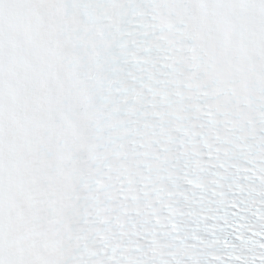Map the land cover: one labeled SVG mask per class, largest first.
Returning a JSON list of instances; mask_svg holds the SVG:
<instances>
[{"label": "snow or ice", "instance_id": "snow-or-ice-1", "mask_svg": "<svg viewBox=\"0 0 264 264\" xmlns=\"http://www.w3.org/2000/svg\"><path fill=\"white\" fill-rule=\"evenodd\" d=\"M0 264H264V0H0Z\"/></svg>", "mask_w": 264, "mask_h": 264}]
</instances>
